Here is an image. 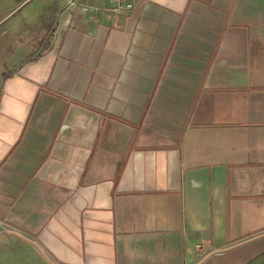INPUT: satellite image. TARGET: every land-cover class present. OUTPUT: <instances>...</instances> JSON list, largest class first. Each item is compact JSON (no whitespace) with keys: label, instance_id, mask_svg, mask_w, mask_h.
I'll return each instance as SVG.
<instances>
[{"label":"crops","instance_id":"crops-1","mask_svg":"<svg viewBox=\"0 0 264 264\" xmlns=\"http://www.w3.org/2000/svg\"><path fill=\"white\" fill-rule=\"evenodd\" d=\"M133 3L0 0V264H264V0Z\"/></svg>","mask_w":264,"mask_h":264},{"label":"built area","instance_id":"built-area-1","mask_svg":"<svg viewBox=\"0 0 264 264\" xmlns=\"http://www.w3.org/2000/svg\"><path fill=\"white\" fill-rule=\"evenodd\" d=\"M109 1L113 4L111 10L117 12H124L131 10L134 6L133 0H109Z\"/></svg>","mask_w":264,"mask_h":264},{"label":"rangeland","instance_id":"rangeland-1","mask_svg":"<svg viewBox=\"0 0 264 264\" xmlns=\"http://www.w3.org/2000/svg\"><path fill=\"white\" fill-rule=\"evenodd\" d=\"M21 57L22 56H16V55L15 56L14 55L13 56H8L7 55V59L3 62V65H2L1 69L3 70V69L10 68L13 64L18 63V61L20 60ZM251 217H254V220L252 221L254 224L262 221V219H260V217L257 216V215H251Z\"/></svg>","mask_w":264,"mask_h":264}]
</instances>
